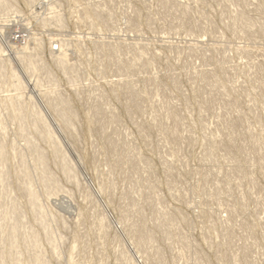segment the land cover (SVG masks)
Segmentation results:
<instances>
[{
    "label": "rangeland",
    "instance_id": "obj_1",
    "mask_svg": "<svg viewBox=\"0 0 264 264\" xmlns=\"http://www.w3.org/2000/svg\"><path fill=\"white\" fill-rule=\"evenodd\" d=\"M5 3L0 106L15 95L9 68L30 83V91L38 82L51 98H63L75 117L69 130H57V142L68 163L80 165L72 167L81 179L107 188L102 200L112 222L101 235L94 225L101 208L86 201L80 177L76 188L52 157L58 193L47 196L36 184L39 206L31 211L20 190L26 178L21 162L31 176L37 172L25 141H36L44 152L48 146L33 132L18 136V122L2 109L0 145L16 148L4 162L11 173H0V264L17 253L23 255L18 264H33L36 252L26 246L30 231L48 264H69V256L73 264H120V255H130L129 245H135L128 231L115 227L124 212L130 223H146L166 264H264V0ZM21 60L43 71L27 72ZM2 62L7 68L1 69ZM95 106L104 112L96 113ZM126 155L131 166L118 163ZM12 208L15 214L3 221ZM167 213L174 215L173 228L158 231L155 225ZM16 218L22 225L10 249L5 232ZM43 226L51 228L50 237ZM226 226L232 228L229 237L223 236Z\"/></svg>",
    "mask_w": 264,
    "mask_h": 264
},
{
    "label": "bare ground",
    "instance_id": "obj_2",
    "mask_svg": "<svg viewBox=\"0 0 264 264\" xmlns=\"http://www.w3.org/2000/svg\"><path fill=\"white\" fill-rule=\"evenodd\" d=\"M5 4H6L5 0H0V7H2V6L6 7V6H4ZM92 16L97 18L98 14H94ZM3 61H5V60H3ZM21 61H22V65H23L24 69L27 72L34 73L36 71H43L42 70L43 68L36 66L31 60H21ZM5 62H7V61H5ZM2 63L5 66H2V64H1V69H2V67L3 68L4 67L7 68L6 67L7 63L6 64L4 62H2ZM60 68L61 69H65V64H64L63 61L60 62ZM0 71L3 72L2 70H0ZM5 73H8V80H12L13 79V83H14L13 87L15 89V95L13 97H8L7 99L4 98V100L2 101V104L0 106V112H1L2 109H6L7 111L11 112L12 119L14 121L18 122V124H17V134H18V136L25 137V136L29 135V133L33 132L37 136V137L35 136L36 137L35 140H39V142L42 141V143H46L45 146L46 145L48 146L47 147L48 148V152H44V151H40L38 149L36 141H33L32 139H29V140L27 139V141H25V146L27 148V151L29 152L28 154L29 155L31 154L32 158L34 159L37 173H36V175L31 176V173L27 172V167H26L27 165L25 166L26 163L24 164V162H26V161H24V162L22 161L21 162L20 171H22L23 174L26 173L24 175L26 178H25L24 182L22 183V185L20 187V190L27 195V197H28V199H27V204L28 205L27 206L32 211V210L38 208V206H39V204H38L39 201H38V196H37L38 192H36L37 191L36 188H35L36 191L34 190V186L36 184H38V186H40L42 188V190H44L45 194L46 193L49 194V195L46 194L47 196H51V194L53 195L54 193L56 194V192L59 190L58 189V186H59L58 183L59 182L57 181L58 179H56V175H53L54 172H51V170H49V168H50L49 167L50 166L49 165L50 157L56 158L58 160V161L56 160V165H55L56 170L59 171L60 173H62L65 176V179H67V181L69 183H71L73 186L75 185V187L77 185H79L77 181L79 180L78 177H80V179H81V176H79V173L81 175V171H77L74 167H72V165L76 166V168H78L80 165L78 163H76V164H78L79 166L78 165H74V164L71 165V164L68 163L70 161H68L67 157L65 156L66 153L64 154L63 153L64 151H62L61 145L59 144L60 139L57 142V139L59 137H56V135H57L56 132H57V130L59 132L60 128H64L65 130H69L70 129V127L72 126V120L74 119L75 114H74L73 110L71 109V107H69L67 105V103L63 100L62 97H60L61 99H56V98H53V97L51 98L48 93L43 92L45 90H40V88H39V84L40 83L37 82L35 84V86H33L31 88L33 91L32 90L30 91L28 89V87H30V86H28V84H30V83L29 82L28 83L25 82V83H27V84H25L24 82H22L21 78L15 73L14 70L9 68L8 72L6 71ZM5 73L3 75H5ZM2 82H3V80H2ZM5 84H8V81H6ZM128 93H129L128 95L130 97L131 105L133 107H135V108H138V105H137L138 102L135 99V97H134L133 93L131 92V90H129ZM21 99H24V101L26 100V105H24V102H23V105H22V103H19ZM226 110H227V108H226ZM49 111H52L54 113V117L51 116ZM93 111H95L96 113L104 112L103 109L101 107H99V106H95ZM112 120H114V119L111 118V121ZM101 124H97V127H96V129H99V131H102V129H103V126ZM4 129L5 128H4V125H3L1 127V131H3ZM8 146L5 147V145H4V147H3L2 145H0V167H1L0 173H2L1 177H7V175H9L11 173L10 170H8V169L6 170L5 169L4 162L8 159V156L10 155L9 154V149L15 150L16 147H15L14 144H11L9 147ZM22 160H24L23 157H22ZM119 162L121 164H126L128 166L129 165L131 166V164H132L130 162V159H129L128 155L124 156L122 158V160L118 161V163ZM113 167H115V166H113ZM83 174H85V173H83ZM87 177L84 176L81 179V181H83L84 185H85V186L83 185L84 186L83 188H86L84 190L85 191L84 198H86V201H88L89 203H93V204L96 205V207L98 206L99 208H101L100 209V211H101L100 214L97 215L95 220H94V225L97 228V230L101 233V235L104 236L106 234V232H108V230H107V227H108L107 221L108 222L109 221L112 222L111 221L112 215H111L107 205L104 204V202L102 200V195H103V193H107V188L105 186L104 187L100 186V187L96 188L94 186V184L92 183V181L90 179H88ZM80 184H83V183L80 182ZM77 187H79V186H77ZM127 193H128V191H127ZM126 199L131 200L132 198H131V196H128V197H126ZM241 208L243 209V207H241ZM11 211L12 212L6 211V212L3 213V215H2V220L3 221H5L7 219H10L9 215L12 214V213L15 214V212H16V210L13 209V208H12ZM137 211H138V214L141 213V212H139V210H137ZM161 211L162 210H159L158 212H161ZM228 214H232V210L228 211ZM40 215L42 217V213H40ZM141 215H142V213H141ZM173 216L174 215H172V214L170 215L169 213L163 214L162 220L160 221V224L159 225H155V226H158V228H159L158 231L163 229L164 226L167 227V226L173 225L174 224V217ZM41 217H39V218L37 217V219H36L37 222L40 223L42 221ZM119 217H120L119 220L114 223L115 227L119 228V229L123 227V229L125 231H128V234L131 236L130 238L134 239V242H135V245H133L134 243H132V245L131 244L129 245V247L131 246L130 249L132 251L130 255L129 254L128 255H125V254H121L120 255V264H131V262H134V263H137V264H144L149 259H151V261L154 264H166L165 258L162 255V253H160V251H159V249L157 247L152 245L153 242H154V238H153V236L151 234V231L148 230L145 227L146 223L145 224H144V222L142 224H137L136 222L130 223L128 221V219H127V213L126 212H124L123 214L120 213ZM155 217H158V216H155ZM85 218H86V216H85ZM81 219H83V216L81 217ZM82 221L84 222L85 220L83 219V220H81V222ZM217 223H219V221ZM21 225H22V221L20 220V218H16V220L13 222L12 227L8 231L5 232L6 234L4 233L6 238L9 241V248L10 249L16 248L18 227L21 226ZM0 227L2 228V224H0ZM171 227L173 228V226H171ZM49 228L45 227V226H43V228H42L44 234L46 236H48V237H50V235H51V232L49 231ZM156 228L157 227H155V229ZM167 228H165V229H167ZM211 228H213V227H211ZM231 229L228 226L224 227L223 228V236L229 237L230 234H231ZM169 230H170V228H169ZM167 231H168V229H167ZM167 231H165V233ZM163 232H164V230H163ZM30 233H31L30 234L31 235L30 241L26 244V246H27V248L29 250H32V251L36 252L34 257H33V264H48L39 255V242L37 241V235L35 233L31 232V231H30ZM219 233H221V232H219ZM170 234L171 233L167 234L168 236L166 238L169 241L172 239V236ZM175 235L179 236V234H177V233ZM223 238H225V237H223ZM183 239L184 238L182 237L180 239V241L184 242ZM225 239H224V241H225ZM229 240L230 239L227 238V241L231 243V241H229ZM227 241H226V243H228ZM225 244H223L224 247H225ZM231 244L233 245V243H231ZM147 249H149V250L152 249L153 250V254H150L147 251ZM221 250H222V248H221ZM224 251L226 252L225 249H224ZM71 253H72V250H71ZM22 256L23 255L21 253H17L8 262H10L12 264H18L22 260V258H23ZM233 256H231L232 259H233ZM8 262L7 263H3V264H9ZM68 263L69 264H73L70 256L68 258ZM248 264H251V263H248Z\"/></svg>",
    "mask_w": 264,
    "mask_h": 264
}]
</instances>
